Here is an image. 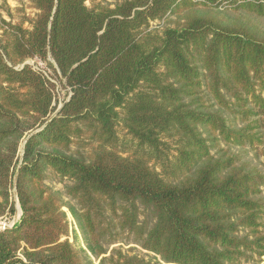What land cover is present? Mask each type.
Returning <instances> with one entry per match:
<instances>
[{
  "label": "trees",
  "instance_id": "16d2710c",
  "mask_svg": "<svg viewBox=\"0 0 264 264\" xmlns=\"http://www.w3.org/2000/svg\"><path fill=\"white\" fill-rule=\"evenodd\" d=\"M88 1L31 0L33 18L1 20L0 219L22 215L0 231V264H82L49 179L70 183L94 245L110 213L166 264H264V167L212 154L214 132L242 145L249 128L203 104L204 78L241 121L264 114V0ZM168 15L180 20L152 29ZM35 59L70 91L59 111ZM84 136L90 162L66 154ZM101 264L156 263L115 251Z\"/></svg>",
  "mask_w": 264,
  "mask_h": 264
},
{
  "label": "rangeland",
  "instance_id": "374dc122",
  "mask_svg": "<svg viewBox=\"0 0 264 264\" xmlns=\"http://www.w3.org/2000/svg\"><path fill=\"white\" fill-rule=\"evenodd\" d=\"M124 1L126 0H89L87 5L89 7L102 5L114 8L117 4H121ZM220 11L225 12L226 20H232L235 17V14L232 11H226L225 8H221ZM35 13L36 11L31 0H0V23L3 19L7 22L13 21L14 24H18L24 17L33 18ZM179 20L180 19L176 16L168 15L166 19L152 23V29L162 30L166 27H173ZM25 26L27 27L28 25ZM25 64H28L35 69L42 70L49 79L54 81L56 84V106L57 109L60 110L63 103L69 99L70 91L64 88L58 79L54 78L53 72L46 62L35 59L29 60ZM203 81V93L204 95H208L207 97H204V106L208 107L211 112H219L228 120L231 126H238L239 128L247 126L250 134V138L246 140L244 144L238 145L233 142H225L218 132H214L217 141L215 146L211 149L212 154L218 157L221 156V154L226 153L235 156L238 160V165L250 163L252 166L263 168L264 114L260 117H251L249 120L241 121L242 118L240 115L232 114L217 105L213 98L207 93L205 86L207 80H204L203 78ZM260 93L264 98V90H261ZM187 102L190 101L187 100ZM121 135L124 136V133L122 132ZM96 147L97 144L94 141H91L87 136H84L81 141L72 145L66 154L70 157L90 162L92 156L95 155ZM172 154L177 156L175 151H173ZM46 184L62 197L64 205L63 211L66 213L70 228V236L68 239L78 252L82 264H101L103 258H109L115 251H121L125 255L136 256L148 262L166 264L162 262L157 255L144 250L141 243L137 241L134 235H130L128 232H122L119 229L118 220L114 219L110 213L105 214V221L102 225L104 237L98 245H94L95 243H92L88 234L73 214V210L80 212V207L77 202L72 200L66 193L67 187L70 183H59L54 179H49ZM15 193L16 192H14V194ZM17 203L19 202L17 201ZM138 206L140 211L139 223L143 225L147 224L148 228L153 227L155 224V218L152 211L146 209L140 204ZM21 215V210L18 206V211L15 216L0 219V226L4 224L9 226L15 221L18 222ZM101 251L103 253L102 255L99 254Z\"/></svg>",
  "mask_w": 264,
  "mask_h": 264
},
{
  "label": "water",
  "instance_id": "95a60500",
  "mask_svg": "<svg viewBox=\"0 0 264 264\" xmlns=\"http://www.w3.org/2000/svg\"><path fill=\"white\" fill-rule=\"evenodd\" d=\"M63 80H64V78H62ZM59 111V110H58ZM15 195H16V198H17V201H18V194H17V192L15 193ZM19 202V201H18ZM22 214V213H21ZM17 223V221H15V222H13L11 225H6V224H4V225H2V226H0V231H2V230H5V229H9V228H12V227H14V225Z\"/></svg>",
  "mask_w": 264,
  "mask_h": 264
}]
</instances>
